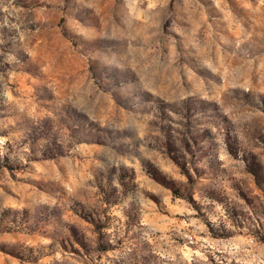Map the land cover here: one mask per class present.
<instances>
[{
	"label": "rangeland",
	"instance_id": "374dc122",
	"mask_svg": "<svg viewBox=\"0 0 264 264\" xmlns=\"http://www.w3.org/2000/svg\"><path fill=\"white\" fill-rule=\"evenodd\" d=\"M0 264H264V0H0Z\"/></svg>",
	"mask_w": 264,
	"mask_h": 264
}]
</instances>
